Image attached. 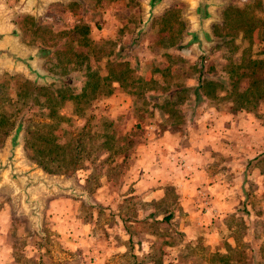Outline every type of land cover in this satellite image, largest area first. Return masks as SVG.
<instances>
[{"label": "rangeland", "instance_id": "374dc122", "mask_svg": "<svg viewBox=\"0 0 264 264\" xmlns=\"http://www.w3.org/2000/svg\"><path fill=\"white\" fill-rule=\"evenodd\" d=\"M216 1L212 41L199 53L182 40L185 0H167L145 28L143 0H48L37 12L0 0L42 76L0 69V156L19 128L17 166L38 186L35 214L22 182H0V264H264V0ZM52 121L59 154H38L41 169L32 157L43 142L33 134ZM200 129L221 134L207 140L206 170L231 192L233 247L182 244L187 205L213 221L204 185L184 201L173 185L162 201L133 194L139 175L161 173L140 167L159 137L198 153ZM169 162L168 176L180 179L177 167L191 166L188 153ZM149 232L155 241L140 254Z\"/></svg>", "mask_w": 264, "mask_h": 264}, {"label": "crops", "instance_id": "0c3cea01", "mask_svg": "<svg viewBox=\"0 0 264 264\" xmlns=\"http://www.w3.org/2000/svg\"><path fill=\"white\" fill-rule=\"evenodd\" d=\"M162 8L158 10L156 14L151 16L150 21L153 18H156V16H159L162 12ZM182 40L183 42L185 41L184 36ZM213 117H216V115H213ZM203 129L205 128L203 127ZM213 130H216L217 132V129ZM213 130L207 129L201 131L200 129V132L203 133L201 136L205 137L201 139V144H199V147L197 148L198 153L193 151V149L188 148V146H184L186 141H182L180 139L173 140L170 144V137H167V133H164L163 138L159 137L155 141V145L152 151H150L151 155L145 157L148 158L147 162H142L140 165V167L145 169L148 168L149 170L159 168L161 169V173L159 175H139L137 180L138 184L135 186V192H133V194L140 193L146 195L143 197L148 201H162L165 199L164 193H166L167 186L170 187L173 185L176 186L174 189L177 194V200H190L193 199L191 198V196H193L191 192H193L194 187H199V189L202 190L201 186L204 185L203 187L207 189V192H204L207 195V204L205 205H208L207 208L205 207V210L207 211L206 214L213 217L212 223L207 222L205 216H199L200 210L197 209L198 207L195 209V207L187 205V208L182 209L186 213V216L183 221L180 222L177 230L178 232H181L180 236L182 244L186 245L188 242L192 243L197 240L200 241L203 246L211 249L217 247L223 241H226L230 247H233L235 243L233 238H228V235L233 233V228L226 224L225 219L228 214L235 212L234 205L229 202V198L232 196L231 192L229 189H226L227 191H225L224 188V190H221V183L219 179L216 176L211 175V173L209 174L206 170L210 165L208 158L211 156V150L207 145L209 144L208 141H210L209 138L211 139L212 137L215 140L217 138V134L221 135L220 133H213ZM193 146L194 145H192V147ZM219 147H221V150L219 151H222V146L220 145ZM186 153H188L191 161V166H187L189 168L187 173L186 170L182 172L178 170L180 168L177 167L176 171L181 179L179 177H175L176 175L168 176L170 172H168L167 169H175L169 160L173 159L174 161L180 162V160L185 158ZM200 155L203 161H199ZM234 162V160H226L225 165L233 166L235 164ZM149 170L144 171V173H149ZM183 174L186 176L183 177ZM170 189L171 188H168V190ZM226 196L229 197L228 200H226ZM150 213L154 214V210L149 207L147 214ZM245 215L247 218H245L244 223L246 224L248 223L251 215ZM223 234L226 235L223 236ZM145 238H148L149 241L146 242L144 239L138 240L140 251H142L139 252L140 254H147L148 251L146 250L150 244L155 241L156 236L149 232V234H146ZM162 239L167 240L166 236ZM178 248L182 249L184 246L182 245ZM153 261L158 262L159 260L154 259Z\"/></svg>", "mask_w": 264, "mask_h": 264}, {"label": "water", "instance_id": "95a60500", "mask_svg": "<svg viewBox=\"0 0 264 264\" xmlns=\"http://www.w3.org/2000/svg\"><path fill=\"white\" fill-rule=\"evenodd\" d=\"M48 0H20V6L29 7V9L37 12L43 9ZM188 4L183 18L188 20V29L184 32L185 41L183 42L187 48L195 49L197 52L205 50L204 45L208 41H212L209 25L211 22L217 21L214 15L217 1L216 0H185ZM167 0H143V19L141 28H145L150 22L151 16L156 14L165 4ZM0 5V69H20L28 76L35 79H41V74L33 65L34 56L24 52L14 40L15 33L7 26L5 17L1 11ZM19 128H16L10 137V144L7 152L0 156V182L4 178L12 179L17 183L22 182V193L25 197V206L34 207V213L37 214L38 204L36 199H31L37 192L35 185L28 171L20 170L17 166V158L15 151L18 144Z\"/></svg>", "mask_w": 264, "mask_h": 264}, {"label": "trees", "instance_id": "16d2710c", "mask_svg": "<svg viewBox=\"0 0 264 264\" xmlns=\"http://www.w3.org/2000/svg\"><path fill=\"white\" fill-rule=\"evenodd\" d=\"M54 122L52 121L49 124L42 125L43 126L42 128L45 129L44 135H41L40 132H39L38 136H37L36 132H35V134H33V135H35L36 143H37L38 138L40 140L42 139V142H43L42 149H36L34 147L35 156L32 157L33 162L35 164H37L39 167H41V169H46L47 166H46V164H43V162L41 161L42 159L41 160L37 159L38 154H39V158H44V159L54 158L55 156H58V154H59L58 148L53 144V140L51 138V131L53 130V127L55 126ZM34 143H32V144L34 145ZM75 166L76 165H74L73 169L76 170L78 167H75Z\"/></svg>", "mask_w": 264, "mask_h": 264}]
</instances>
